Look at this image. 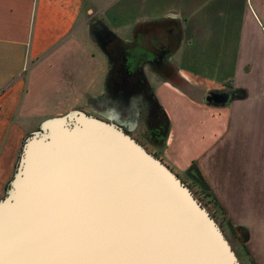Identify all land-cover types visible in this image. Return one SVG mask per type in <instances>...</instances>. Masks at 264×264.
<instances>
[{
  "label": "crops",
  "instance_id": "0c3cea01",
  "mask_svg": "<svg viewBox=\"0 0 264 264\" xmlns=\"http://www.w3.org/2000/svg\"><path fill=\"white\" fill-rule=\"evenodd\" d=\"M248 1L240 17L238 0H0V198L46 118L106 110L111 62L96 20L125 43L171 32L167 67L144 66L164 132L122 120L212 203L242 263L264 264V71L246 51L249 21L264 34V0ZM84 10L95 17L81 26Z\"/></svg>",
  "mask_w": 264,
  "mask_h": 264
},
{
  "label": "water",
  "instance_id": "95a60500",
  "mask_svg": "<svg viewBox=\"0 0 264 264\" xmlns=\"http://www.w3.org/2000/svg\"><path fill=\"white\" fill-rule=\"evenodd\" d=\"M125 126L72 109L26 137L0 198V264H243L190 186Z\"/></svg>",
  "mask_w": 264,
  "mask_h": 264
},
{
  "label": "flooded vegetation",
  "instance_id": "af4514ba",
  "mask_svg": "<svg viewBox=\"0 0 264 264\" xmlns=\"http://www.w3.org/2000/svg\"><path fill=\"white\" fill-rule=\"evenodd\" d=\"M92 31L111 62L104 96L106 110L97 114L106 119L113 118L124 126V116L134 123L141 115L143 124L154 128L153 135L163 133L164 121L156 107L144 66L147 65L150 70L167 67V58L174 45L172 33L167 32L165 41L156 42L152 37L145 36L133 44L123 42L99 20L92 24Z\"/></svg>",
  "mask_w": 264,
  "mask_h": 264
},
{
  "label": "rangeland",
  "instance_id": "374dc122",
  "mask_svg": "<svg viewBox=\"0 0 264 264\" xmlns=\"http://www.w3.org/2000/svg\"><path fill=\"white\" fill-rule=\"evenodd\" d=\"M257 2H261L260 0H256ZM250 3L248 0H238V4H239V9H240V17L244 14H246L245 10L250 9ZM251 10V9H250ZM94 14L93 13H89L87 11L84 10V12L82 13V17H81V26H85L89 21L94 19ZM106 17H108L106 15ZM264 18V15H263ZM262 18V24L264 25V20ZM92 22V21H91ZM248 23H250L248 25L249 28V33H248V42L249 46H247L246 51L247 54L250 56V58L254 59L257 63V65H261L264 71V34L259 32L258 30H256V25H254L253 22L249 21ZM249 47V48H248ZM96 103H100V99H96ZM102 106V104H101ZM76 109H82L81 107H78ZM65 113V112H64ZM96 114V113H95ZM263 163H264V158H263ZM262 167L264 168V165L262 164ZM192 189V188H191ZM204 191H206L205 188H202ZM194 191V193L196 194V196L202 201V203L212 212L214 209V206L212 205L211 202H209L204 196L203 194H201L200 190H197L196 187H194V189H192ZM216 215V214H213ZM217 219V218H216ZM219 221H222L221 218H219ZM223 222V221H222ZM224 227L227 228V226L225 225V223H221Z\"/></svg>",
  "mask_w": 264,
  "mask_h": 264
},
{
  "label": "trees",
  "instance_id": "16d2710c",
  "mask_svg": "<svg viewBox=\"0 0 264 264\" xmlns=\"http://www.w3.org/2000/svg\"><path fill=\"white\" fill-rule=\"evenodd\" d=\"M234 93V95H229V99L230 98H232V97H234V96H240V95H243V92H241V91H236V92H233ZM19 159H20V156H19ZM18 163H19V160H18ZM197 176H200V174H196ZM201 177V176H200Z\"/></svg>",
  "mask_w": 264,
  "mask_h": 264
}]
</instances>
